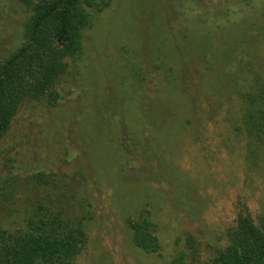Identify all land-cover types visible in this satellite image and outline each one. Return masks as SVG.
<instances>
[{
    "label": "rangeland",
    "instance_id": "374dc122",
    "mask_svg": "<svg viewBox=\"0 0 264 264\" xmlns=\"http://www.w3.org/2000/svg\"><path fill=\"white\" fill-rule=\"evenodd\" d=\"M27 18L17 2L0 0V61L25 42ZM82 44L67 77L78 91L75 100L50 111L39 104V113L24 108L13 126L22 155L36 149L51 165L74 144L94 173L101 193L77 264H177L179 258L189 264L190 238L199 250L197 264H215L228 241L237 196L264 215V145L246 132L237 93L248 89V78L264 76V0H111L84 31ZM137 71L147 76V86ZM178 76L182 83L200 80L191 100L200 109L192 127L203 115L214 119L201 140L174 129L180 114L174 109L185 104L173 97L167 79ZM141 96L150 105L158 102L161 111L147 123ZM117 117L131 131L134 154L122 151ZM143 212L159 227L158 253L133 243L128 221Z\"/></svg>",
    "mask_w": 264,
    "mask_h": 264
},
{
    "label": "trees",
    "instance_id": "16d2710c",
    "mask_svg": "<svg viewBox=\"0 0 264 264\" xmlns=\"http://www.w3.org/2000/svg\"><path fill=\"white\" fill-rule=\"evenodd\" d=\"M13 1L27 11L28 18L23 28L25 42L0 61V264H77L89 243L87 225L94 219V200L101 193L94 173L82 160V154L76 155L74 144L67 145L51 165L41 162L36 149L22 155L18 144L22 149L24 145L19 143L20 136L14 134L13 126L24 108L39 113V104L50 111L75 100L78 91L67 78L70 64L83 52L84 31L96 14L110 6L111 0ZM218 15L228 22L232 20L226 11ZM216 28L225 35L223 26ZM145 63H141L142 72L148 66ZM175 67H180L178 62ZM138 72L142 75L137 76L140 85L147 86V76ZM180 72L183 79L187 77L186 72ZM197 78L185 83L180 82L179 76L167 79L173 97L185 104L174 109L180 112L173 120L174 129L178 135L194 141L204 138L202 131L209 133L206 127L214 120L203 115L202 123L192 127L193 114L200 110L199 101L191 103L200 82ZM247 81L248 89L237 92L242 101V119L246 132L256 140L254 144L264 145V76ZM139 106L145 122L161 115L156 109L158 102L150 105L145 96H141ZM116 119L120 121L116 125L121 133L122 151L134 154L137 149L131 150L129 144L131 131L124 127L122 118ZM74 127L71 125L69 131L73 132ZM31 142L37 147V140L32 138ZM235 203L236 213L227 228V244L217 250L214 262L264 264V215L254 213L241 195ZM128 224L137 248L146 253L160 251L159 227L148 212L141 213L136 220L130 219ZM194 244L190 238L189 264L199 262V250ZM177 264H184L182 258Z\"/></svg>",
    "mask_w": 264,
    "mask_h": 264
}]
</instances>
